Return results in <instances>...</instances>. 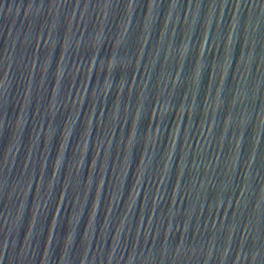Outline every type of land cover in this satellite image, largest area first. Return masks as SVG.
Masks as SVG:
<instances>
[{
	"label": "water",
	"instance_id": "95a60500",
	"mask_svg": "<svg viewBox=\"0 0 264 264\" xmlns=\"http://www.w3.org/2000/svg\"><path fill=\"white\" fill-rule=\"evenodd\" d=\"M0 203L36 264H264V0H0Z\"/></svg>",
	"mask_w": 264,
	"mask_h": 264
}]
</instances>
